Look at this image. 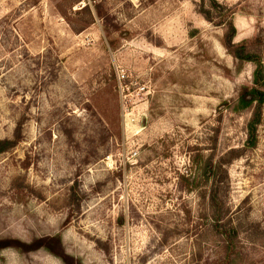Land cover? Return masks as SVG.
Segmentation results:
<instances>
[{
  "label": "rangeland",
  "instance_id": "rangeland-1",
  "mask_svg": "<svg viewBox=\"0 0 264 264\" xmlns=\"http://www.w3.org/2000/svg\"><path fill=\"white\" fill-rule=\"evenodd\" d=\"M217 2L0 0V139L20 136L0 155V238L59 236L84 264H264V107L249 146L254 65L226 37L264 34V0Z\"/></svg>",
  "mask_w": 264,
  "mask_h": 264
},
{
  "label": "trees",
  "instance_id": "trees-1",
  "mask_svg": "<svg viewBox=\"0 0 264 264\" xmlns=\"http://www.w3.org/2000/svg\"><path fill=\"white\" fill-rule=\"evenodd\" d=\"M96 1V0H92ZM218 7H221L217 0H214ZM94 10L97 15L101 18H108L109 16L104 11L103 5L101 3L94 4ZM82 12L90 14L91 19L94 18V13L91 10L90 4L83 7ZM207 17L210 19V13L208 12ZM89 20L88 23L92 22ZM110 29V28H109ZM118 25H113V30H118ZM237 30L233 22L230 23V27L226 31V37L228 38L232 50L233 56L238 62H250L254 65V79L253 86H245L239 93L236 110L246 111L251 110L252 116L247 125L248 131V145L255 147L258 138V127L262 122V114L264 107V34H261L253 42L248 43L246 41L234 44L233 39L236 36ZM253 46V48H250ZM258 46L256 49L255 47ZM20 136L14 138L0 139V155L5 153L14 147H16L20 142ZM216 196L213 194V199ZM7 248H17L23 252H32L44 249L50 254L59 258L63 264H84L81 260L69 255L65 248L62 239L59 236H45L35 238L30 242L23 241L16 238H0V250Z\"/></svg>",
  "mask_w": 264,
  "mask_h": 264
},
{
  "label": "built area",
  "instance_id": "built-area-1",
  "mask_svg": "<svg viewBox=\"0 0 264 264\" xmlns=\"http://www.w3.org/2000/svg\"><path fill=\"white\" fill-rule=\"evenodd\" d=\"M117 76H118V80H119L121 88H129L126 85V80H127L128 76H127L125 70L124 69L118 70L117 71Z\"/></svg>",
  "mask_w": 264,
  "mask_h": 264
}]
</instances>
